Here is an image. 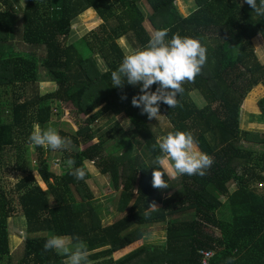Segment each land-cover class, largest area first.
<instances>
[{"label": "trees", "instance_id": "16d2710c", "mask_svg": "<svg viewBox=\"0 0 264 264\" xmlns=\"http://www.w3.org/2000/svg\"><path fill=\"white\" fill-rule=\"evenodd\" d=\"M2 1L0 179L12 148L16 151L15 168L26 169L22 141H29L34 125L44 128L51 116L52 100L69 105L79 120L76 129L61 130L59 134L71 141L67 149L59 150L64 157L63 173L51 171L47 158L42 156L43 147L36 146L41 155L37 156L35 169L47 190L36 182L32 171L25 170L14 183L26 231L46 232L25 238L18 264H64L65 256L54 250L44 251V243L52 234L79 236L87 244L88 260L100 259L97 264H201L200 248L215 250L210 264H264V152L254 157V149L241 144L242 139L264 144V133L254 135L239 126L240 107L247 93L257 84L264 86V64L258 61L253 43L255 36L264 43V16H258L245 0H194L195 8L187 16L179 11L177 0H26L22 9ZM142 1L150 8L148 18L153 24L156 17L162 20L155 29L169 30L166 40L178 33L197 38L207 50L201 73L194 82L183 84L184 92L177 97L179 105L170 108L160 103V107L170 122L163 133L191 132L214 163L203 176L182 175L181 189L167 197L164 194L173 188L174 181L166 173L167 189L151 186L153 169L149 166L160 154L152 146L159 135L147 114L131 104L140 87L125 82L123 88H118L111 82V72L118 69L126 53L118 40L127 37L135 49L144 47L150 39L152 32L144 24ZM88 8L95 10L102 23L97 30L68 43L72 21ZM14 24L25 43L45 48L41 64L53 76L56 88L23 100L18 91L7 103L4 78L20 88L36 74L37 57L3 49ZM97 50L107 65L104 71L91 58ZM155 88L154 84L152 90ZM194 91L204 98L203 107L192 99ZM123 95L127 98L122 99ZM244 104L245 111L255 108L250 95ZM5 106L8 121L4 118ZM102 106L111 116V123L98 132L92 123L101 115ZM259 106L264 117V96ZM253 124L264 128L258 120ZM112 136L117 137L110 140ZM69 158L75 161L73 167H85V179L70 174L66 164ZM85 160H91L101 173H108L114 188L120 190L116 208L123 211L128 207L126 215L106 226L101 225L99 210L91 202L92 193L85 182L90 171ZM230 180L237 184L232 193L226 187ZM2 183L0 180V264H17L12 257L14 241L9 227V217L15 211ZM81 190L84 194L77 200L75 192ZM153 200L161 206L145 217L147 205ZM161 222L165 223L164 245L141 244L115 258L122 247L142 237L138 225ZM208 225L214 230H208Z\"/></svg>", "mask_w": 264, "mask_h": 264}, {"label": "rangeland", "instance_id": "374dc122", "mask_svg": "<svg viewBox=\"0 0 264 264\" xmlns=\"http://www.w3.org/2000/svg\"><path fill=\"white\" fill-rule=\"evenodd\" d=\"M8 2L11 4L12 8L14 9H22L25 6L26 0H8ZM141 8L143 9L145 13V26L149 29V31L153 32L155 31V24L158 25L162 22L159 17H156L155 24L151 22V20L148 18V15H151L150 8L147 6L145 1H142V4L140 3ZM177 6L179 11L184 15L187 16L189 13L195 8V2L194 0H177ZM5 8L4 2L0 0V9ZM91 9V8H90ZM3 10V9H2ZM89 10V9H87ZM87 10L83 11L81 14H79L71 23V32L68 37V43L75 41L76 39L81 38L82 36L86 35L91 30H97L98 26L102 23V20L99 18L97 13L94 11L93 14L85 13ZM160 20V21H159ZM10 22V21H9ZM11 24V23H10ZM20 26V23H19ZM3 33L0 31V35ZM120 45L123 47L125 52H128L129 50L133 49V45L130 43V41L127 39V37H122L119 40ZM253 43L255 46L257 59L261 64H264V43L260 39L259 36H255L253 38ZM3 49H6V51H10L12 49L16 50L22 55H26V57L35 56L36 58V74L33 78L34 80H30L26 82V87L22 86L20 88L12 86L10 80L4 78L3 82V93H4V99L6 98L7 103H9V100L12 101L18 91L22 92V95L20 97V100H23L24 98H34L36 94L41 95L48 92L53 91L56 88V82L53 78V76L49 73V71L41 64L42 57L45 55V48L44 47H38L33 46L25 43L22 40L21 37V30L18 29L16 24L13 25L9 35H7L6 40L3 44ZM100 70L104 71L107 68V65L102 58V54L97 50L91 57ZM4 77L8 74L7 71L3 73ZM136 88L140 87V85H136ZM260 86L253 87L248 93L246 98L250 95V100L255 103V108L249 109L250 111H245V100L244 103H242V107H240L239 112V126L242 127V130H250L254 133V135H257L260 133H264V128L260 127L259 124L258 127H255L253 123H255L257 120L264 123V117L262 114V110L259 106V101L264 96V87H262V91H260ZM254 91V92H253ZM192 99L196 100L197 104L202 106L203 99L200 97L199 92H193L191 93ZM245 98V99H246ZM8 107H4V118L6 117V121L10 119V116L8 111ZM51 108V116L49 121L45 124L43 129H46L48 127H53L56 129V131L60 134L61 130L68 131L70 129H76V114L72 108L69 107V105H64L63 103L52 100L50 103ZM102 111L99 113L100 116L97 117V119L94 120L92 123L94 126L97 127V131L101 132L106 130L109 127V124L111 123L110 115L107 114V111H104V106L101 107ZM161 107L159 105V111L160 116L158 119L153 118L148 121L153 127L156 132L158 133L159 137L164 136L163 130L169 129L170 122L165 118V115L161 112ZM257 110V112L255 111ZM252 111V113H251ZM98 114V115H99ZM81 120H83V117H79ZM79 121V120H78ZM37 126V125H34ZM33 126V128H34ZM32 128V131H33ZM117 135V134H116ZM117 136H112L110 140L116 139ZM242 145L246 148H253V156L255 157L258 154H261L264 152V144L258 141H248V140H241ZM22 155L24 157L23 163L26 167V171H32L34 174L36 182L40 185V187L44 190H47L46 183L41 180L39 177L37 170L35 169V166L37 164L36 159L38 158V155H41V149H38L36 146L30 144L29 141L23 140L22 141ZM137 146L135 150L137 151ZM43 154L42 156L47 158L48 167L51 171L54 173H63L64 172V157L59 150H50L49 148L43 147ZM10 155L7 154V159H9V163L4 167L2 171V177L0 180H3V186L4 190L8 193L10 199L12 200V204L14 206V214L9 217V227H10V234L11 238H13L14 246L12 247V257L15 263H19L20 258L23 255V244L24 240L27 236L26 231L24 230L23 224L25 223L23 218L21 217L22 212L20 205L18 203V196L14 192V183L17 182L18 179L22 177V175L26 172L25 170H22L18 167L15 168L14 164L16 163L17 159L15 157L14 148L9 150ZM255 163V162H253ZM264 163V160L263 162ZM85 164L90 171V177L86 179V185L89 189L90 193H92V205L96 207L99 210V217H100V223L105 225L110 223L115 217L118 216L116 211H119V209L116 208V201L119 198V191L116 190L113 186V181L108 173H101L98 168L92 163V161L85 160ZM264 171V170H263ZM180 176H178V179L174 181V186L172 189L167 191L164 194V197L171 196L175 193H177L181 187L182 184L180 183ZM173 179V178H172ZM118 182H120V179H118ZM229 189H233L234 185L232 183H229ZM122 186V185H121ZM120 186V187H121ZM259 187L262 186V184L258 185ZM87 192V191H86ZM75 192V197L77 200L81 199V196H83L84 192L81 190L80 193ZM51 197V196H50ZM51 199V198H50ZM158 206H161V204L157 203ZM127 209V208H126ZM128 210L125 212L119 211V215H124ZM120 215V216H122ZM187 215H177V218H184ZM114 217V218H113ZM22 224V226H21ZM141 230H143V236L142 240H136L135 245H129L128 248H124L119 251V253H115V258H120L122 255L127 254L134 250L139 245L146 242V245H153V246H162L160 245L162 240H164V236L166 238V231H165V223H146L143 225H139ZM215 227H212L211 225H208V230L213 229ZM44 233H39V235H43ZM36 235V236H39ZM46 235V234H44ZM32 236V235H31ZM134 244V242H132ZM99 250V249H98ZM89 264H97L100 259L94 260L90 259L88 260Z\"/></svg>", "mask_w": 264, "mask_h": 264}, {"label": "clouds", "instance_id": "9594fccd", "mask_svg": "<svg viewBox=\"0 0 264 264\" xmlns=\"http://www.w3.org/2000/svg\"><path fill=\"white\" fill-rule=\"evenodd\" d=\"M245 2L258 16H264V0ZM168 31H153L144 47L126 52L118 69L111 72L114 87L123 88L125 82L132 86L140 85V92L132 97L131 104L140 108L142 114H147L149 120L158 119L161 115L160 103L170 108L179 105L177 97L184 92L183 84L194 82L207 61L206 47L197 38L181 37L177 33L166 40ZM154 84L156 88L153 91ZM121 98L126 99L127 96L123 95ZM28 139L34 146L52 150L67 149L71 143L70 139L61 137L53 127L42 129L34 126ZM152 147L153 150L158 148L160 153L149 166L153 169L151 186L155 189L169 187L164 173H167L168 178H177L184 174L203 176L214 163L209 154L198 150L191 132L169 131L158 137ZM66 164L72 176L78 180L85 179V167H73L75 161L71 158ZM159 208L155 200L149 202L145 217ZM43 247L44 251L54 250L65 256L64 264H89L87 244L79 236L69 238L52 234Z\"/></svg>", "mask_w": 264, "mask_h": 264}, {"label": "crops", "instance_id": "0c3cea01", "mask_svg": "<svg viewBox=\"0 0 264 264\" xmlns=\"http://www.w3.org/2000/svg\"><path fill=\"white\" fill-rule=\"evenodd\" d=\"M88 9H90V8H88ZM91 9H93V8H91ZM94 10V9H93ZM95 11V10H94ZM257 86H260V91H262V87H264L263 86V84L261 83V84H257ZM195 92V91H194ZM193 93V92H192ZM197 93V92H196ZM200 97H201V95H200ZM202 98V97H201ZM203 99V103L204 104H202V106H200L199 104H197V106H199V107H203L204 105H205V100H204V98H202ZM194 100V99H193ZM245 100V99H244ZM195 102H196V100H194ZM197 103V102H196ZM242 103H244V102H242ZM241 107H242V104H241ZM256 112H257V110H255ZM240 128H242V127H240ZM247 130V129H246ZM165 131H167V130H163V132H165ZM166 135V134H165ZM242 140H245V139H242ZM246 141V140H245ZM197 144V143H196ZM242 144V143H241ZM197 148H198V150H200V151H202L201 149H200V147L197 145ZM43 150V149H42ZM50 150H52V149H50ZM89 161H91V160H89ZM93 163V162H92ZM99 170V169H98ZM39 174V173H38ZM167 174V173H166ZM40 175V174H39ZM167 177H168V175H167ZM41 180H42V178L41 177H39ZM170 180H176V178H169ZM177 179H178V177H177ZM181 179H182V175H181V177H180V183H181ZM229 183H232L233 185H234V188L233 189H229ZM226 187L228 188V191H229V193H232V192H234L236 189H237V184H236V182L235 181H233V180H230V181H228L227 183H226ZM121 188V187H120ZM159 204V203H158ZM127 208V209H126ZM123 211L125 212L126 210H128V207H126ZM119 211H121V213H122V210H119ZM119 211H116L115 213H117V215L118 216H114L113 218V220L110 222V223H108V224H111V223H113L114 221H116V220H118V219H120L121 217H123L124 215H126L128 212H126L124 215H122V214H120V215H122V216H120L119 215ZM20 215H22L21 217L23 218V220H24V224H23V226H24V230L26 231V219H25V217H24V215L23 214H20ZM101 221V220H100ZM108 224H105V225H103V224H101L102 226H106V225H108ZM153 224H155V223H153ZM143 225V224H142ZM21 226H22V224H21ZM22 226V227H23ZM139 226V225H138ZM133 228V227H132ZM217 230V229H216ZM26 233H27V236L26 237H29V236H36V235H39V233H44V234H46V232H37V233H28L27 231H26ZM43 234V235H44ZM40 236V235H39ZM143 236V235H142ZM66 237H69V238H71V236H66ZM10 238H11V234H10ZM141 240H142V237L140 238ZM137 240H139V239H137ZM136 240H134V241H132V242H134V244H132V242L131 243H129V244H127L125 247H122L120 250H122V249H124V248H127L129 245H135V242ZM165 242H166V238H165V236H164V240H162V242H161V244L160 245H164L165 244ZM142 244H145L146 245V242L145 243H143L142 242ZM12 247V246H11ZM100 249H102V248H100ZM99 249V250H100ZM129 249V248H128ZM119 250V251H120ZM214 252H215V250H214ZM116 257V256H115ZM211 263V262H210Z\"/></svg>", "mask_w": 264, "mask_h": 264}, {"label": "built area", "instance_id": "2783aa9c", "mask_svg": "<svg viewBox=\"0 0 264 264\" xmlns=\"http://www.w3.org/2000/svg\"><path fill=\"white\" fill-rule=\"evenodd\" d=\"M198 254L201 264H210L214 249L200 248L198 249Z\"/></svg>", "mask_w": 264, "mask_h": 264}]
</instances>
